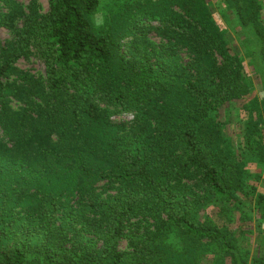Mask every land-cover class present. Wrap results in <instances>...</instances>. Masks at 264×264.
I'll use <instances>...</instances> for the list:
<instances>
[{
    "label": "trees",
    "instance_id": "16d2710c",
    "mask_svg": "<svg viewBox=\"0 0 264 264\" xmlns=\"http://www.w3.org/2000/svg\"><path fill=\"white\" fill-rule=\"evenodd\" d=\"M48 8L0 0V264H264V0Z\"/></svg>",
    "mask_w": 264,
    "mask_h": 264
},
{
    "label": "rangeland",
    "instance_id": "374dc122",
    "mask_svg": "<svg viewBox=\"0 0 264 264\" xmlns=\"http://www.w3.org/2000/svg\"><path fill=\"white\" fill-rule=\"evenodd\" d=\"M14 1L23 7H27L29 3L31 2V0H14ZM98 1H99L98 10L94 14L88 16V21L90 22L93 28V31L97 34L105 33L107 28L109 27V24H110L109 22L111 18L115 19V15L118 12L122 11L126 4L131 3V0H98ZM35 2L39 6V10L41 14H45L48 12V9H49L48 0H35ZM217 16H219L218 12H217ZM122 19L123 17L119 18L116 23L118 29L123 28L125 26V25H122V21H123ZM112 30L113 32L115 31V26H114V29ZM149 37L152 40L158 42V38L154 34L149 35ZM8 38H9L8 33L4 29H0V41L2 42ZM236 46H234V48ZM19 68L30 70L32 72H35V71L43 72L42 66L39 63L34 62V61H32L31 63L21 61L19 63ZM248 71L250 74L251 73L250 68L248 69ZM250 75L251 77L253 76V74H250ZM257 91H259L258 87H257L256 92ZM126 120H129V118H126Z\"/></svg>",
    "mask_w": 264,
    "mask_h": 264
}]
</instances>
